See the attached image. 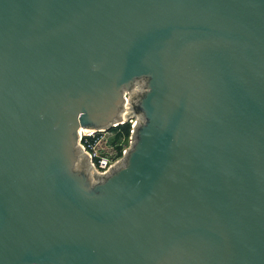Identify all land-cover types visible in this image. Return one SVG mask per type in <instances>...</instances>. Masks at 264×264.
Instances as JSON below:
<instances>
[{
	"label": "water",
	"instance_id": "1",
	"mask_svg": "<svg viewBox=\"0 0 264 264\" xmlns=\"http://www.w3.org/2000/svg\"><path fill=\"white\" fill-rule=\"evenodd\" d=\"M0 264H264V0H0Z\"/></svg>",
	"mask_w": 264,
	"mask_h": 264
},
{
	"label": "built area",
	"instance_id": "2",
	"mask_svg": "<svg viewBox=\"0 0 264 264\" xmlns=\"http://www.w3.org/2000/svg\"><path fill=\"white\" fill-rule=\"evenodd\" d=\"M130 123L133 130L134 121ZM113 129L107 131L82 129L80 132V144L90 155L93 166L100 173L105 172L113 163L122 159L125 151L129 148L117 141V134ZM130 144L129 140V146Z\"/></svg>",
	"mask_w": 264,
	"mask_h": 264
},
{
	"label": "rangeland",
	"instance_id": "3",
	"mask_svg": "<svg viewBox=\"0 0 264 264\" xmlns=\"http://www.w3.org/2000/svg\"><path fill=\"white\" fill-rule=\"evenodd\" d=\"M128 124H130V123H128ZM130 129H131V131H132V128H131V126H130ZM129 129V130H130ZM131 131L128 133L127 132V128H122V129H117V130H114V132H116V139H117V141L118 142H122L124 145H125V147L127 148V147H129V140H130V136H131ZM130 134V135H129ZM124 140V141H123Z\"/></svg>",
	"mask_w": 264,
	"mask_h": 264
},
{
	"label": "trees",
	"instance_id": "4",
	"mask_svg": "<svg viewBox=\"0 0 264 264\" xmlns=\"http://www.w3.org/2000/svg\"><path fill=\"white\" fill-rule=\"evenodd\" d=\"M130 126H131V128H132V125H131V123L130 124H124V125H120L119 127H117V128H114L113 130H117V129H122V128H127V132L129 133L130 131H131V129H130ZM130 129V130H129ZM130 135V134H129Z\"/></svg>",
	"mask_w": 264,
	"mask_h": 264
}]
</instances>
